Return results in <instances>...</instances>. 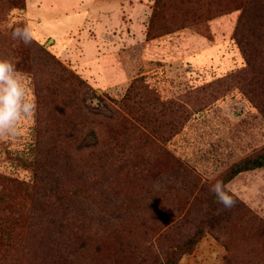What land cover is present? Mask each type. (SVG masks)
Listing matches in <instances>:
<instances>
[{
	"label": "rangeland",
	"instance_id": "obj_1",
	"mask_svg": "<svg viewBox=\"0 0 264 264\" xmlns=\"http://www.w3.org/2000/svg\"><path fill=\"white\" fill-rule=\"evenodd\" d=\"M195 6L0 0V59L36 103L0 140V264H159L203 221L178 264H264V166L226 184L229 210L209 191L264 151L260 19Z\"/></svg>",
	"mask_w": 264,
	"mask_h": 264
},
{
	"label": "clouds",
	"instance_id": "obj_2",
	"mask_svg": "<svg viewBox=\"0 0 264 264\" xmlns=\"http://www.w3.org/2000/svg\"><path fill=\"white\" fill-rule=\"evenodd\" d=\"M12 38L26 46L34 39L31 25L16 28ZM36 107L35 98L30 95L23 74L13 61L0 59V140L14 138L20 134L21 121L31 118ZM215 202L229 210L236 206L237 198L223 181L217 180L209 186Z\"/></svg>",
	"mask_w": 264,
	"mask_h": 264
},
{
	"label": "trees",
	"instance_id": "obj_3",
	"mask_svg": "<svg viewBox=\"0 0 264 264\" xmlns=\"http://www.w3.org/2000/svg\"><path fill=\"white\" fill-rule=\"evenodd\" d=\"M159 2L160 0H157V3ZM195 4L196 8L192 17L196 21H199L202 16L208 15L213 11L216 13H226L236 9L242 10V19H245L248 14H254L255 17L259 16L260 22L256 24L255 30L256 33H259L257 40L264 45V0H195ZM240 24V27L242 28L245 22L241 20ZM251 27L252 26H250V28ZM241 43L243 42L241 41ZM242 49L246 56L247 66H251V54L249 53L248 48H246V44H242ZM114 114L115 112L113 111L112 115ZM91 135L93 137H97L96 132L94 131H91ZM263 166L264 151L234 163L220 181H223L226 185L241 172L258 169ZM215 200L216 198L213 196L211 203L214 207H216L217 204ZM214 210H211L210 212ZM202 223L203 224H200L196 231L186 241L177 243L170 247L164 260L159 264H178L184 254L191 253L198 244L199 240L204 236V224L207 222L203 221Z\"/></svg>",
	"mask_w": 264,
	"mask_h": 264
}]
</instances>
